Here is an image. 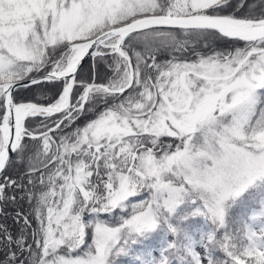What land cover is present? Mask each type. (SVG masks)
Listing matches in <instances>:
<instances>
[{
    "label": "snow or ice",
    "instance_id": "6c2138e0",
    "mask_svg": "<svg viewBox=\"0 0 264 264\" xmlns=\"http://www.w3.org/2000/svg\"><path fill=\"white\" fill-rule=\"evenodd\" d=\"M0 264H264V0H0Z\"/></svg>",
    "mask_w": 264,
    "mask_h": 264
}]
</instances>
